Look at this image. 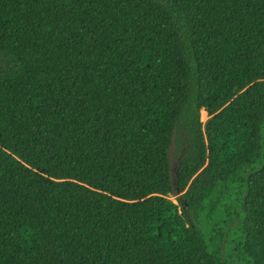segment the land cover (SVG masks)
I'll list each match as a JSON object with an SVG mask.
<instances>
[{"label":"trees","instance_id":"1","mask_svg":"<svg viewBox=\"0 0 264 264\" xmlns=\"http://www.w3.org/2000/svg\"><path fill=\"white\" fill-rule=\"evenodd\" d=\"M228 251L264 264V0H0V264Z\"/></svg>","mask_w":264,"mask_h":264},{"label":"rangeland","instance_id":"2","mask_svg":"<svg viewBox=\"0 0 264 264\" xmlns=\"http://www.w3.org/2000/svg\"><path fill=\"white\" fill-rule=\"evenodd\" d=\"M209 117L210 115L208 114V112L204 108H202L200 110V120L205 123ZM182 136H185V134L183 133L181 136L175 135L172 139L171 146L169 148V158L173 169L177 167L179 160L181 159L182 155L184 154V151L186 150L187 143L185 140H183ZM170 197L172 200L177 202L176 196ZM229 256H231L230 251H228L227 258L230 263L241 264L234 257L231 256V258H229Z\"/></svg>","mask_w":264,"mask_h":264}]
</instances>
